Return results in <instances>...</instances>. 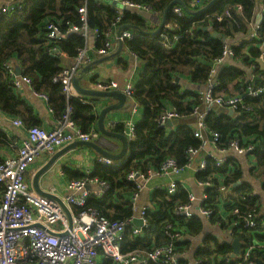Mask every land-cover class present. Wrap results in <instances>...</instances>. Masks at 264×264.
<instances>
[{"label":"trees","instance_id":"trees-1","mask_svg":"<svg viewBox=\"0 0 264 264\" xmlns=\"http://www.w3.org/2000/svg\"><path fill=\"white\" fill-rule=\"evenodd\" d=\"M130 1L147 4L161 16L168 9L164 24L171 25L172 29L163 30L168 37L177 34L179 38L172 43L164 44L158 33H154L159 24L148 23L130 9L121 13L122 24L129 25L130 29L145 36L141 39H125L122 43L123 48L133 52L145 64L135 84L134 94V99L142 108L143 114L136 122L134 138L128 142L127 154L120 160L123 162L118 166H103L96 163L91 177L106 181L110 188L101 198H88L84 206L94 208L100 215L111 220H125L134 215L129 197L135 191V186L126 179L130 171L139 170L146 173L150 168L157 169L168 156L173 157L179 165H183L186 163V149L200 145L201 141L192 135L191 126L176 125L168 129L159 123V116L168 106H172L177 117H194L191 111L195 104V91L182 89L179 82H175V77L185 74L193 83L204 84L210 74V64L220 56L224 45V42L211 33L215 31L226 39L234 38L236 34L248 33L246 22L229 21L225 17L221 21H216V17L236 5L242 7L244 16H250L253 4L249 0H215L208 8L200 11L212 0H206L201 8L191 7L192 0H181L180 6H186L188 11H185L184 17H177L171 11L174 4L169 6L173 0ZM82 5L84 0H25L22 9L0 16V107L3 111L13 114L20 112L18 107L21 102L9 85L4 70V63L16 58L22 67L23 75L30 78L33 89L48 95V106L58 112L59 118L65 112L66 98L60 84L53 82V77L64 67L63 57L72 60L77 50L83 47L84 39L76 33H71L54 43L47 44L41 38V34L44 33V26L49 19L59 22L63 29L66 22L79 24L77 8ZM86 9L88 27L96 28L100 32L95 41L96 47H100L105 40L102 34L109 29L118 12L115 7L109 6L107 0H87ZM159 31H162V27ZM52 47H57L63 55L51 56L47 50ZM245 47L250 56L243 54ZM232 49L234 56L238 55L245 61H251L255 69V60L260 57V50L256 45L244 39L232 45ZM243 74L244 72H238L237 67L233 65L220 66L215 75L217 83L215 91L221 94L232 90L238 92L244 86ZM244 99L250 109H242L234 118L229 117L221 109L209 112L204 119V134L210 137V133H218L220 147L227 146L230 140L236 138L241 140V144L255 138L256 148L253 153L257 157L258 167L264 169V104L261 98ZM69 105L72 119L82 130L88 131L95 120L92 105L77 98L70 99ZM26 112L29 113V110L23 108L22 115L24 116ZM34 124L35 122H32L31 126H37ZM112 130L122 131L120 126ZM224 173V166H217L213 159L207 157L206 168L198 173L197 178L199 181L209 180L212 185H217V176ZM83 177L84 175H77L74 179ZM225 181L227 184L228 179ZM240 187L244 190L243 186ZM3 191L4 187L0 184V199ZM206 195L202 206L204 204L213 210L211 222L214 224H220L219 215L227 213L230 215L235 208L238 212L232 213L230 219H238L240 222L243 216L250 212L254 213V227L243 230L242 233L248 234L244 246H251L244 264H264V247H260V243H264V235L255 234L262 238L261 242L255 243L250 240L251 234L259 231L261 225V219L252 204L254 199L251 201L246 197L245 200L224 202L223 209H220L223 199L219 192L209 187L206 189ZM187 201V193L181 188L173 196H169L166 191L156 190L152 197V207L145 212L147 225L143 228L142 235H133L131 227H127L122 251L137 249L147 251L151 247L166 244L168 238L163 235V231L168 223L173 227L178 224V228H184L185 232L198 234L202 230L200 218L194 216L185 222L174 215L175 205ZM180 245L182 243L178 241L176 251L180 249ZM231 252L229 242L220 243L213 238L206 241L197 256L201 259L200 264H210L214 254L217 256L218 264H226L223 260Z\"/></svg>","mask_w":264,"mask_h":264},{"label":"built area","instance_id":"built-area-1","mask_svg":"<svg viewBox=\"0 0 264 264\" xmlns=\"http://www.w3.org/2000/svg\"><path fill=\"white\" fill-rule=\"evenodd\" d=\"M86 1L84 5L77 8L79 15V24L65 23V29L59 22L54 19L47 20L44 26V33L41 38L47 44L54 43L64 38L66 35L76 33L84 39V45L77 50L76 55L72 58L71 64L64 67L54 77L53 82L61 86V91L67 100L65 112L57 120L51 129H44L40 126H31L27 130V135L22 139L19 145H16L14 156H8L0 160V184L3 185L4 191L0 199V264H177L176 262V243L182 239L186 233L184 228H178V224L174 227L166 224L163 235L168 238V242L163 245L151 247L149 250H130L122 251V243L124 241L125 231L127 227H131L135 236H141L142 230L147 225L145 212L148 206H142L138 209L137 200L140 192L154 175H178L184 169L193 167L195 159L203 151L206 144L212 143L216 148L218 155H223L228 151H234L238 154L253 153L256 148V139L251 138L247 142L241 144L239 138L230 140L225 147L218 146V133H210V137L205 136L204 119L211 112H217L220 109L241 112L242 109L249 110L244 97L261 98L264 104V76L260 84L245 85L240 92L231 94H221L215 91L216 80L215 75L220 66L226 64V61L233 59L234 50L230 42H224L221 54L210 64V74L203 84L202 89L195 91V104L192 107V115L195 117V124L192 127V135L201 141L198 147H188L185 151L186 163L180 166L173 157H166L157 169L150 168L146 173L139 170L130 171L126 179L135 186V191L129 197V203L135 213L139 211L138 216H131L125 220H111L100 215L94 208H84L88 198L103 197L110 188V185L97 177H91V174H85L80 179H70L65 187L67 194L64 197H48L38 194L30 188L27 183L26 173L29 167L38 160L43 154H53L57 149L74 141H97L99 134L95 130H82L71 116V106L69 100L77 98L82 102L92 105V102L79 95L72 86L73 79L78 72L88 63L91 62V54L106 56L112 54L117 43L125 39H141L145 36L138 31L130 28H122L125 24L121 23L123 10L130 9L132 12L141 16L148 23H152L149 14L154 15L158 21L154 23L160 24L161 15L154 11L149 5L138 3L130 0H107L109 6L115 7L118 15L104 32L105 40L103 45L96 47L95 41L100 34L98 29H91L87 24ZM250 2H261L262 12L264 14V0H249ZM25 0H2L0 4V16L10 14L22 9ZM116 5H113V4ZM191 7L199 8L201 0H192ZM124 7L125 9H123ZM172 13L177 17H184L185 10L178 4H174L171 8ZM242 7L236 5L231 9H227L223 15L216 17V21H221L223 17L229 21H248L247 18L241 17ZM243 14V13H242ZM162 31H158L159 37L164 44L172 43L179 38V35L173 34L168 37L164 29H172L169 24H162ZM253 31L249 34L250 38L256 39L260 37V26L254 24ZM160 30V29H159ZM254 45V44H253ZM51 56L63 55V53L52 47L47 50ZM137 59L138 57L131 52ZM261 56V55H260ZM260 58V57H259ZM258 58V59H259ZM232 61V60H231ZM233 62V61H232ZM257 68V64L256 67ZM253 69V67H252ZM4 70L13 87L18 88L25 83L33 86L29 77L20 75L13 76V66L10 61L4 63ZM100 91L111 89H121L125 96L130 100L132 111L136 110V101L134 99L135 83L127 81L120 85L113 81H99L95 84ZM47 99L42 93H37ZM177 116L174 107H167L159 116V123L163 125L166 120ZM12 124L15 126L22 125L20 119H14ZM124 127V126H123ZM135 124L125 123L122 132L128 138V141L134 137ZM253 140V141H252ZM215 161L217 166L223 163V157L209 154ZM103 166L116 165L112 160L99 156L96 160ZM206 168V161L201 160L198 165L199 171ZM203 189L214 187L210 181H200ZM88 186H92L88 188ZM166 191L169 196H173L177 191V183L171 180L165 186L158 188ZM216 191L222 192L226 190L225 184H217ZM246 195H237L238 200L246 198ZM207 198L204 192L201 196V202ZM196 200L192 194L188 195L186 203H178L174 207V215L182 221L187 222L193 216V203ZM237 200V201H238ZM62 204L66 207L67 213ZM254 207V206H253ZM235 208L230 215H219L221 218L219 227L228 231L230 234H240L243 230L254 227V213H248L243 216L242 222L238 219H230L232 213L237 214ZM197 213L206 218H211L213 210L209 207H198ZM69 215V216H68ZM134 217H140L142 224L136 227L133 224ZM222 222V223H221ZM256 233L264 235V222L261 223L259 231ZM250 237V240L252 238ZM253 241V240H252ZM264 247V243L260 244ZM240 255L230 257L228 255L223 261L226 264H244L247 261L250 245L243 246ZM103 259V260H101ZM101 260V261H100ZM201 260L196 264H200Z\"/></svg>","mask_w":264,"mask_h":264},{"label":"crops","instance_id":"crops-1","mask_svg":"<svg viewBox=\"0 0 264 264\" xmlns=\"http://www.w3.org/2000/svg\"><path fill=\"white\" fill-rule=\"evenodd\" d=\"M205 1L206 0H201L200 8L205 3ZM1 2L2 0H0V4ZM261 4L262 3L258 1L253 2L250 9L251 15L245 16V18L249 20V24L246 26L248 28V33L236 34L234 38L229 37V39H227L231 44H236L245 39L247 42L254 44V46L256 45L257 49L260 50L261 56L259 59L255 60V63L257 64V68L255 69H252L253 64L251 61H245L238 55L234 56L233 59H231L233 62L231 60H228L226 61V64H224L233 65L237 67L238 72H244V86L247 84L257 85L263 81L261 79V76H264V14L262 12ZM242 13L243 11L239 13V15L244 18V13ZM149 15L151 17L150 21H152L151 24H153L155 21H158V19L154 15ZM160 18H162V16ZM246 23H248V21H246ZM254 24L260 26V37L257 36L256 39H252V37L250 38L249 36V34L253 31L252 26ZM118 44L119 43H117L116 48L113 50L112 54L106 56L96 55L95 53L91 54V62L85 65L78 72V74L81 72L79 76L80 86L92 90H98L95 84L99 81L113 80L117 82L120 87L127 81H131L135 84L137 83L139 75L140 73H142L145 67L144 61H141L138 58L136 59L129 50L123 48V45L121 49L117 51ZM242 52L243 54H247L248 56H250V54L247 52V47H245ZM10 62L13 66V71H15L16 65L20 66V63L16 58L10 59ZM62 62L65 64L64 67H67L71 64V59L64 56ZM20 68L22 70L21 66ZM13 74V76H20L16 75L15 72ZM175 78H178V80L175 82H179L182 89L197 91L198 89L203 88V84L200 85L193 83L190 80L189 76H186L185 74H182V76L180 77L176 76ZM8 82L15 96L21 102V104L18 107L20 112L17 114L7 113L0 107V160L8 156H14L16 151L15 146L19 145L22 139L27 135V130L31 126L32 122H35L34 125L40 126L44 129H51L59 119L58 112L54 108L52 109L50 106H48V95L46 93L42 94L46 95L47 99L40 95H37L38 92H36L34 89L32 90L30 85L23 83L20 85V87L15 88L13 87L9 79ZM243 87H241L238 92H240ZM238 92H234V90H232L228 93L222 94H231ZM90 101L92 102L93 100ZM94 101L96 104L94 105L92 114L95 115V120L94 124L90 127L89 130L93 129L98 132L100 139L97 140L96 143L100 147L107 151L118 153L121 149L120 141L113 138L108 139L103 137L97 129L98 126L96 117V112L98 113L103 107L111 104H116L118 103V101L117 99L112 97L96 98ZM131 106L132 105L130 103V100L126 97L125 103L123 104L122 108L111 110L106 114L104 119L106 126L109 129L120 126L122 129L125 127V123L128 126L131 122L135 124L136 127V122L141 118L143 110L137 103L135 106V111H132ZM23 108L29 110V113L26 112L24 116L22 115ZM221 111L229 115L228 110L225 111V109H221ZM236 112L237 111H233V113L230 114L229 117L234 118L235 114H237ZM14 119H20L22 121V125H13L12 121ZM170 120L171 123H164V127H167L169 129V127L171 128L176 125H189L192 129L195 124V117L189 118L183 116H175ZM67 145H64L61 148L57 149L53 154L41 155V157L29 167L26 173V178L27 183L31 189H33L32 180L36 171L40 167H42L55 153L62 151ZM209 154L224 158L223 163L219 167L224 166L225 173L217 176L218 184H225L226 178L228 179L227 184H225L226 190L219 192L223 199V201L221 200V206L219 208L223 209L222 204H224V202L230 203L232 201H237V195L244 194L248 197L249 200L254 199V203L252 204L256 209L257 216L261 219V223L264 222V169L258 167L257 157L255 156V154H238L234 151H228L223 155H218L216 153V148L212 145V143L206 144L203 151L195 159L192 168L184 169L178 175H154L149 181L145 183V186L140 192L137 200L138 209L142 206H148V208L152 207V197L154 192L156 190H159V187L168 184L171 180L176 181L177 192L181 188L187 193V199L189 194L195 196L196 200L194 201L192 206L194 210L192 218L196 216L201 219L202 230H200L198 234H191L187 231L182 239H180L182 243V245H180L181 250L179 249L176 251L177 254L175 257L177 264H196L197 262H199V260L201 259L199 256H197L198 252L201 251V249L204 247L206 241L210 239L213 240V238L220 243L229 242L231 246L233 238L235 236H240V245L238 247V250L239 253H241L243 249L242 245L244 246L245 244V237L247 238L248 236V234L242 233L230 234L228 231L223 230L221 227H219L218 224L212 223L211 218H206L197 213L198 207H200V205L202 204L200 198L204 192L206 193V189H203L199 179L197 178L198 173L201 172V170L199 171L198 169V165L201 160L206 161L207 157H210ZM99 156L100 155L94 149L84 145L69 149L59 155L56 161L39 178V188L44 193H46V195L44 196L64 197L67 194L65 185L68 180L74 179V176L77 175H85L88 173L92 174L96 163H98L96 160ZM120 160L113 161V163L118 166L123 162ZM215 186L216 185L214 184V187L211 188H213V190H216ZM240 186H243L244 190L240 189ZM91 187L92 186H89L88 188ZM136 212L137 213H135L134 215L138 216L139 211ZM243 236L244 238L242 239ZM251 238L255 243L261 242L262 239L260 236L254 235ZM239 253L234 257H236L237 255L239 256ZM230 257L232 258V256ZM218 263L219 262H217V256L215 254L214 256L212 255L210 264Z\"/></svg>","mask_w":264,"mask_h":264},{"label":"water","instance_id":"water-1","mask_svg":"<svg viewBox=\"0 0 264 264\" xmlns=\"http://www.w3.org/2000/svg\"><path fill=\"white\" fill-rule=\"evenodd\" d=\"M215 0L210 1L205 7H203L202 9H200V11L208 8ZM107 3H109V1H107ZM113 4V3H112ZM173 4H179L182 5L181 0H173L169 6L173 5ZM116 5V4H113ZM123 9H125L124 7H122ZM184 10L187 12L188 9L186 6H183ZM168 10V9H167ZM167 10L165 11L164 15L161 18L160 24L159 26L156 28L154 33H157L159 31V29L161 28L162 24L164 23V19H165V14L167 12ZM122 28H129V25L125 24L124 27ZM206 30V28H204ZM212 36L219 38L222 42H228V40L221 34L213 31ZM122 47V42H119L118 44V50L119 51ZM114 54V53H113ZM15 74L16 75H22V70L20 68V66L16 65L15 67ZM81 72L78 74L77 77H75L72 81V86L74 88V90L82 95L83 97H85L88 100H93L92 101V106L94 108L95 103V99L96 98H101V97H112L117 99L118 103L116 104H111V105H107L106 107H103L98 113L96 112V117H97V129L100 132V134L105 137V138H113V139H117L120 141L121 143V149L118 153H113L110 151H107L105 149H103L102 147H100L95 141H87V142H83V141H74L72 143H69L62 151L55 153L42 167H40L36 173L34 174L33 180H32V186L33 189L40 195H46V193H44L40 188H39V178L40 176L56 161L57 157L59 155H61L62 153H64L65 151L69 150V149H73L77 146H88L92 149H94L100 156L108 158L112 161H117L122 159L123 157L126 156L127 154V147H128V138L126 137V135H124V133L121 132H116L113 131L112 129H109L106 124H105V116L108 112H110L111 110H115L118 108H122L123 104L125 103L126 100V96L125 94L119 90V89H111V90H107V91H100V90H92V89H88V88H84L82 86L79 85V76H80ZM178 78H175V81H177ZM92 99H90V98ZM233 111L232 110H228V114H232ZM166 124H170L171 120L168 119L165 122ZM87 187H89L87 185ZM53 198H56L55 196H51ZM64 210L67 213V209L66 207L62 204ZM68 214V213H67ZM69 216V215H68ZM133 224L136 227L141 226L142 224V219L140 217H134L133 219ZM240 245V241H239V237L235 236L231 242V246H232V252L230 254V256L234 257L236 254L239 253L238 247Z\"/></svg>","mask_w":264,"mask_h":264}]
</instances>
